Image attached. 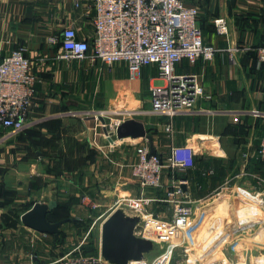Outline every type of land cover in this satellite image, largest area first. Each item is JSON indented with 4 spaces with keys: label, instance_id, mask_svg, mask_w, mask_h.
<instances>
[{
    "label": "crops",
    "instance_id": "crops-1",
    "mask_svg": "<svg viewBox=\"0 0 264 264\" xmlns=\"http://www.w3.org/2000/svg\"><path fill=\"white\" fill-rule=\"evenodd\" d=\"M92 2L93 0H0L1 54L7 55L19 47L26 48L25 56L30 61L31 72L36 79V93L29 116L36 128L22 134L21 138L28 141L27 138L35 134L37 154L40 151L49 153V145L52 143L47 145L46 142L58 141V136L61 141H77L80 152L79 161L72 163L70 169L63 174L58 169L57 161L55 165L49 160V155L45 154L44 159L33 167L38 170L39 166V172L24 181L16 179L19 174L23 176V172H18L13 167V154L16 153L14 149L20 147L22 140H14L13 137L0 140V264H28L29 250L35 245L34 239L39 237L35 234L36 231L20 222L23 212L18 219L14 213L30 202L47 204L55 201L59 204L61 181L72 185L75 180L84 179L79 187L78 183L76 185L85 199L92 198L91 202H94V198L98 199L100 193H104L101 196L104 199L102 206L107 209L92 220V225L98 219L101 225L114 210L112 191L93 193L92 179H111L114 193L140 196V190L131 177L130 165L135 161V146L145 140L115 137L114 144L111 145L103 135L98 116L84 117L79 114L81 117H78L77 114L84 109L85 98L89 94L86 89L90 85L105 88V92L116 85L114 95H120L123 94L126 86L124 82L127 81L128 91L132 89L134 92V89L140 87L142 71L134 80H130L127 73L128 76L125 75L122 79L111 76L110 79L114 82L109 78L110 82L106 83L94 80L90 82L91 77L101 79L103 68H109L99 62L90 65L72 59H59L57 45L50 46L47 42L50 37L59 35L67 25L75 27L78 38L90 39L93 35ZM188 2L198 7V21L200 23L201 20L204 29L206 24L222 17L228 23L229 35L225 39L217 36L214 29L207 30L205 36L202 32L204 43L215 49L212 60L199 59L194 66L182 61L175 66L178 74L198 76L205 96L196 102V113L172 119L170 135L165 130L169 124L168 118L149 112L148 92L147 109L125 111L130 113L129 119L143 124L146 133L152 137L153 152L159 154L163 161L168 159L172 146H190L195 152L193 168L185 171L165 168L161 187L144 191L145 197L158 200L152 202L146 210L154 218L169 221L171 206L161 200L174 181L183 182L181 188L189 196L190 204L195 210L200 209L204 203L221 201L223 204L219 207L223 205L229 211V218L225 215L218 218L213 232L208 234L213 235L210 242H207V250L212 252L207 254L205 251L196 257L186 254L183 264H231L237 261L258 264L264 258V237L261 233L264 228V208L248 203L238 193L243 190L252 195L255 191H261L264 196V186L258 185L254 180L256 176L264 177V164L255 159V151L264 135V63H260L256 57V49L264 45V0ZM76 3L79 6L76 7ZM152 68H147L151 70L148 81L154 76ZM109 75L111 74L106 76ZM86 77L90 80H86ZM255 111L259 115H253ZM64 126H78L82 129L80 132L69 133L57 131ZM52 148L53 151H65L63 146ZM54 160L56 159L53 157ZM29 167L27 166L28 170ZM49 167L52 173L48 170ZM48 184L51 187L48 188ZM98 186L102 188V184L98 183ZM45 187L52 191L53 200L44 202L29 199L31 192L36 189L44 191ZM68 193L72 196L69 201L76 200L75 192ZM238 204L244 207L247 205L248 208L239 209ZM230 205L234 206L232 210ZM62 226L60 233L66 232ZM255 233L256 238L260 236L259 240L252 237ZM39 236H43V241L54 247L52 236ZM186 247L192 249L187 245ZM14 250L16 255H13ZM13 256L16 257L13 259Z\"/></svg>",
    "mask_w": 264,
    "mask_h": 264
},
{
    "label": "built area",
    "instance_id": "built-area-1",
    "mask_svg": "<svg viewBox=\"0 0 264 264\" xmlns=\"http://www.w3.org/2000/svg\"><path fill=\"white\" fill-rule=\"evenodd\" d=\"M188 1L192 0H93V35L90 39L78 38L75 27L67 25L59 35L50 37L47 42L50 46L59 44V59H72L90 65L99 62L109 68L123 63L130 80L139 75L141 68L154 67L156 75L148 81L149 112L168 118L169 124L165 130L170 135L172 119L196 113V102L205 96L201 79L196 75L178 74L175 66L182 61L190 66H194L199 59L210 61L215 52L214 47L204 43L198 24V7ZM77 6L79 3H76ZM212 23L215 34L226 39L229 35L227 21L218 17ZM26 51L24 47L7 55H2L0 51L1 141L18 135L33 124L29 116L36 93V79L25 56ZM256 57L260 63H264V46L256 49ZM252 114L259 115L257 111ZM120 116L102 125L106 130L104 137L112 139L111 145L114 144L116 129L129 119L130 113L124 112ZM134 153L135 161L130 165V173L140 190V196L119 197L114 209L120 208L129 216L139 217L135 236L150 240L153 248L161 252L151 261L144 258L128 264H156L158 261L170 264L175 251L186 248L185 233L194 218L195 209L181 188L183 182L174 181L161 200L171 206V219L163 221L154 218L146 209L158 200L145 197L144 191L161 187L165 168L172 171L193 168L195 152L190 146H172L168 159L163 161L159 154L151 152L145 140L135 146ZM255 158L264 163V136L255 151ZM254 180L264 186V177L256 176ZM251 194L243 190L238 193L248 203L264 208L262 192ZM261 233L264 237V228ZM55 263L108 264L100 256V249L94 257L71 256L68 253L52 264Z\"/></svg>",
    "mask_w": 264,
    "mask_h": 264
},
{
    "label": "rangeland",
    "instance_id": "rangeland-1",
    "mask_svg": "<svg viewBox=\"0 0 264 264\" xmlns=\"http://www.w3.org/2000/svg\"><path fill=\"white\" fill-rule=\"evenodd\" d=\"M206 29H204L201 20H200V27L203 32V35L205 36L207 33V30L213 31V24H206ZM109 68V67H108ZM104 73L103 77L101 79H97L95 77H91V80L89 77H86V80H90V82L99 81L100 83H106V82H114L110 78L111 76H114L116 79H122L123 77H126L128 70L125 64L123 63H117L110 67L109 69L103 68ZM145 71L142 73L143 78L141 77L139 79V85L140 87L134 89V92L132 89L129 92L128 83L127 81L124 82L126 85L124 87L123 94L120 95H114L116 92V85H113L111 88H109V91L105 88H98L96 85L92 84L89 88L86 89V91L89 93L85 98V106L83 111L77 114L78 117H81L79 114L83 115L84 117H102L104 120L108 121L110 119H114L116 117H122L120 116L125 111H143L148 108L147 105V91H148V76L150 74V69H144ZM109 77H107V74ZM152 74V73H151ZM128 76V75H127ZM138 76H136L137 78ZM107 78V79H106ZM108 78L110 81H108ZM126 79V78H125ZM94 80V81H92ZM123 84V85H124ZM106 94V96L104 95ZM113 94V95H112ZM107 101V103L105 102ZM105 102V104H103ZM120 114L116 116L115 114ZM97 122V121H96ZM102 126V125H101ZM36 125L33 123L31 126L27 127L23 132L19 133L12 139L14 140H22L20 142V147L17 149H14L16 151L14 155V165L13 167H16L18 172H23V176L20 174L16 176V179H23L24 181H27L30 179L31 176H35L37 172H39L40 167L33 169L34 166H37L38 163H40L44 159V155H49V160L55 164L57 161L58 163V169L60 168L61 173H65L70 169V166L72 163H76L79 160L80 152L78 151V142H72L65 140H60V137L58 136V141L54 140L52 142H46L47 145L49 143H52L49 145L51 147V150L49 153H43L38 152L37 154V143H36V135L32 134L30 138L25 141V139H22V134H25L29 132L30 130H35ZM82 128L76 126H64L59 127L57 129L58 132H75V131H81ZM52 139V137H50ZM55 145V146H53ZM57 146H63L65 151H53L52 147ZM71 149H74L71 151ZM53 157L56 159L53 161ZM77 157V159H76ZM49 162V161H48ZM33 164V165H29ZM45 165V164H44ZM56 165V164H55ZM29 167V170L27 168ZM50 166L52 167V164L50 163ZM51 167L48 168L50 170V173H52ZM45 170L46 166H45ZM57 170V169H55ZM65 178V177H64ZM94 181L93 184V193L94 192H100L104 191L107 192L112 191L111 194V200L115 204V201L119 197H126V195H122L123 193L116 192L114 193V185L111 183V179H92ZM84 179H77L74 181L75 184L69 185L67 182L61 181L60 189L62 190L60 194L59 204L64 205L69 212V219H72L74 223H67L62 226V228L66 232H62L61 237V243L55 247L54 249L45 243L44 237L39 236L41 234L35 233L39 238L34 239L35 245L32 246L29 250V258H28V264H52L54 261H56L58 258L65 257L68 253H71V256H83V257H94L97 255L96 253L100 249V220L92 225V220L96 218L97 215L101 214L106 207H103V198L101 196L104 194L100 193L99 198L95 199L94 202H91V199H85L82 195V191L78 188L81 183H83ZM96 182V183H95ZM78 183V187L77 184ZM98 183L102 184V188L98 186ZM51 184V183H49ZM48 184V188L51 187V185ZM48 188L46 190H38L36 189L34 192H31L29 194V199L31 201H39L44 200V202H48L49 200H53V194L52 191H49ZM107 190H106V189ZM44 189V188H43ZM76 193L77 197L76 200L69 201L68 199L72 196L69 195L68 192ZM130 196V195H129ZM97 198V197H96ZM96 200V201H95ZM108 203V202H107ZM112 204V203H111ZM223 204L221 201H215L210 203H204L202 206H200V209L195 210L194 218L191 220L190 225L188 226V229L186 230L185 237H186V244L187 246L191 247L192 249H178L175 251V253L172 256V260L170 264H181V261L186 257V254H192L195 257L197 255L203 254L205 251L207 254H209L211 251L207 250L208 243L211 240V237L208 236V234H211L213 232L214 223H216L222 216L225 215V217L228 216L229 211L227 207H222L219 205ZM99 205V206H97ZM114 206V205H113ZM231 206V205H230ZM234 206H231V210ZM248 208L247 205L245 207L243 205H239V209ZM223 208V209H222ZM224 210V213H222ZM229 218V217H227ZM90 228H92L90 230ZM218 230V229H217ZM87 232L89 234L86 236ZM216 233V232H215ZM257 234H253L252 237H255ZM86 236V238H85ZM205 236H207L205 238ZM85 238V239H84ZM260 236L258 238L255 237V240H259ZM11 252V251H10ZM161 251L159 249L153 248L152 252L145 256L146 259L149 261L153 260L159 254ZM257 254V253H256ZM13 255H16L15 250L13 251ZM16 256H13V259ZM60 264V263H55ZM156 264H163V262L158 261ZM258 264H264V258H261Z\"/></svg>",
    "mask_w": 264,
    "mask_h": 264
},
{
    "label": "water",
    "instance_id": "water-1",
    "mask_svg": "<svg viewBox=\"0 0 264 264\" xmlns=\"http://www.w3.org/2000/svg\"><path fill=\"white\" fill-rule=\"evenodd\" d=\"M98 118L101 125H104V119L100 116ZM102 131L106 134L104 127H102ZM115 137L117 139L126 137L134 140L144 139L153 152L152 137L146 133L143 124L133 119L126 120L119 125ZM108 139L112 142L111 138ZM56 205L55 201H49L47 204L34 203L20 216L23 226L52 236L54 245L60 239V227L73 221L72 219H63L50 223L46 216ZM139 222V217L129 216L120 208L114 209L102 222L100 226V256L108 264H128L132 261H140L152 252L153 243L134 234Z\"/></svg>",
    "mask_w": 264,
    "mask_h": 264
},
{
    "label": "trees",
    "instance_id": "trees-1",
    "mask_svg": "<svg viewBox=\"0 0 264 264\" xmlns=\"http://www.w3.org/2000/svg\"><path fill=\"white\" fill-rule=\"evenodd\" d=\"M199 18V17H198ZM198 24H199V26H200V23H199V21H198ZM201 28V27H200ZM214 29V28H213ZM264 46V45H263ZM263 46H261V47H263ZM56 47H58L59 48V44L56 46ZM147 68H151V67H143V68H141V70L140 71H142V73H143V71H145L144 69H147ZM153 69V71H154V74L153 75H156V69L153 67L152 68ZM142 78H143V76H142ZM146 79H148V78H146ZM36 89V88H35ZM148 92V91H147ZM2 134V133H1ZM264 136V135H263ZM153 153H156V152H153ZM255 159H257V158H255ZM258 160V159H257ZM259 161V160H258ZM260 162V161H259ZM260 163H262V162H260ZM262 164H264V163H262ZM31 186V185H30ZM33 186V185H32ZM35 186V185H34ZM33 205V202H30V203H28V204H26L22 209H20L19 211H17L16 213H14V216H15V218L16 219H18L19 218V214L21 213V212H26L27 210H29L30 208H31V206ZM46 218H47V220L50 222V223H55V222H57V221H60V220H63V219H69V212H68V209L64 206V205H60V204H57L56 205V207L51 211V212H49L48 214H47V216H46ZM73 223H74V221H72ZM62 232L60 233V239L56 242V244L54 245V247L53 248H55V247H57L60 243H61V237H62ZM97 254V253H96Z\"/></svg>",
    "mask_w": 264,
    "mask_h": 264
}]
</instances>
